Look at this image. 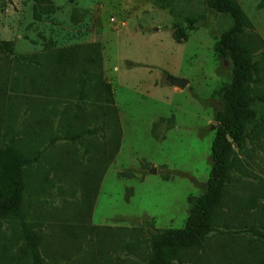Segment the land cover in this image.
<instances>
[{
  "label": "rangeland",
  "instance_id": "1",
  "mask_svg": "<svg viewBox=\"0 0 264 264\" xmlns=\"http://www.w3.org/2000/svg\"><path fill=\"white\" fill-rule=\"evenodd\" d=\"M51 1L53 11L36 20L35 0H0V40L13 43L12 53L0 52V139L29 146L34 158L25 220L37 225L46 254L59 264H143L145 235L129 251L82 238L77 229L85 223L132 228L143 220L158 229L184 225L187 198L205 191L213 164L214 114L222 107L217 90L231 80L230 60L213 46L233 21L205 0H171L172 9L166 0ZM236 1L264 49L262 0ZM185 15H200L193 29ZM180 27L187 39L176 42L172 35ZM92 42L100 44L121 134L111 160L97 158L113 128L97 120L102 108L95 90L79 99L77 72L63 76L48 57L51 50ZM171 76L186 85L171 84ZM68 122L76 131H97L70 141ZM233 148L229 205L202 248L179 264H264V242L244 228L264 207V137ZM94 186L87 212L85 196ZM251 194L256 202L246 204ZM224 224L233 232H220Z\"/></svg>",
  "mask_w": 264,
  "mask_h": 264
},
{
  "label": "trees",
  "instance_id": "2",
  "mask_svg": "<svg viewBox=\"0 0 264 264\" xmlns=\"http://www.w3.org/2000/svg\"><path fill=\"white\" fill-rule=\"evenodd\" d=\"M35 2L34 19L41 20L43 15L53 11L51 0ZM205 3L216 12L227 13L233 21L213 46L219 57L230 60L231 80L217 90L222 107L214 114L218 126L210 146L213 164L205 191L198 196H188L187 217L179 228L158 229L150 220H143V225L132 228L114 229L85 223L77 229H80L82 238L95 239L100 244L110 240L115 246H125L129 251H133L141 242L140 236L145 235L147 252L143 264H179L202 248L209 233L217 230L224 214L223 207H228L231 199L228 182L231 172L237 169L233 147L243 146L245 138L264 137V49L259 48L262 40L253 31L236 0H205ZM166 4L172 9L171 0H166ZM260 5H264V0ZM199 19L200 15L183 17L187 29H193ZM172 36L176 42H181L187 39V32L180 27ZM0 52L12 53V41L0 40ZM48 57L63 76L77 72L79 99L85 97L86 90L91 86L95 90L99 108H102L96 119L113 128L104 147L96 152L97 158L111 160L119 149L121 134L113 92L110 83L102 77L100 44L92 42L60 47L51 50ZM81 115L75 118L80 119ZM84 116L88 118V115ZM96 131L97 128L88 127H80L76 131L68 122L64 136L76 141ZM33 162L29 146L11 141L2 143L0 139V264H59L46 254L45 238L37 225L25 220L24 191L27 173ZM95 193L96 186L88 188L85 196L87 212L92 208ZM244 202L254 204L256 196L248 195ZM225 227L226 230L220 232H233L227 225ZM244 228L264 242V207L258 211V217L244 224ZM126 235L128 240H124ZM90 257L91 261L94 260L93 253Z\"/></svg>",
  "mask_w": 264,
  "mask_h": 264
},
{
  "label": "water",
  "instance_id": "3",
  "mask_svg": "<svg viewBox=\"0 0 264 264\" xmlns=\"http://www.w3.org/2000/svg\"><path fill=\"white\" fill-rule=\"evenodd\" d=\"M169 81L171 84L177 85L180 88H183L186 85L185 79L175 77V76L169 77ZM228 139H230V138L228 137Z\"/></svg>",
  "mask_w": 264,
  "mask_h": 264
}]
</instances>
